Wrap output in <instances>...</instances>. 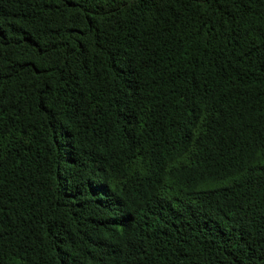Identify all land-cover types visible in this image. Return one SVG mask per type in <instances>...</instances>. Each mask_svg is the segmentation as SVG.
Returning <instances> with one entry per match:
<instances>
[{
	"label": "trees",
	"instance_id": "trees-1",
	"mask_svg": "<svg viewBox=\"0 0 264 264\" xmlns=\"http://www.w3.org/2000/svg\"><path fill=\"white\" fill-rule=\"evenodd\" d=\"M0 264H264V0H0Z\"/></svg>",
	"mask_w": 264,
	"mask_h": 264
}]
</instances>
